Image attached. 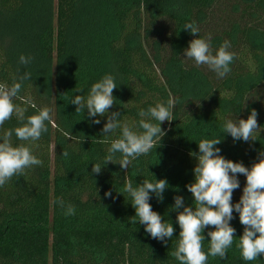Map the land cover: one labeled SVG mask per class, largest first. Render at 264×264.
<instances>
[{"label": "trees", "instance_id": "obj_1", "mask_svg": "<svg viewBox=\"0 0 264 264\" xmlns=\"http://www.w3.org/2000/svg\"><path fill=\"white\" fill-rule=\"evenodd\" d=\"M263 18L264 0H0V83L11 86L31 73L15 102L27 107L26 117L43 107L52 110L38 141L11 138L14 146L28 143L43 164L0 187V264H179L171 255L180 232L174 197L182 196L185 206L194 203L186 185L194 182L197 160L190 153L199 154V141L221 138L220 155L248 168L264 151ZM192 21L199 38L210 40L213 54L230 43L235 56L224 77L185 57L189 42L198 38L183 29ZM22 54L34 59L21 65ZM105 74L118 86L108 114L119 112L120 122L134 130L142 131L141 109L176 101L173 120L161 124L165 135L159 145L127 170L103 166L111 141L120 136L119 129L102 133L108 114L89 117L87 109L76 113L70 103L76 95L87 97ZM253 109L260 126L256 140L223 133L226 120L247 119ZM18 126L13 116L0 128V138ZM97 163L99 174L92 172ZM237 178L233 204L246 184L243 174ZM145 179L167 180L163 200L155 194L149 200L172 223L167 243L132 222L135 209L123 188L126 181L136 186ZM68 205L75 215H65ZM233 217L237 238L226 258L209 256L207 264H264V256L243 260L236 243L244 226L235 211ZM211 230L203 232L206 253Z\"/></svg>", "mask_w": 264, "mask_h": 264}, {"label": "clouds", "instance_id": "obj_2", "mask_svg": "<svg viewBox=\"0 0 264 264\" xmlns=\"http://www.w3.org/2000/svg\"><path fill=\"white\" fill-rule=\"evenodd\" d=\"M183 29L188 30L194 36H198L199 28L195 21L186 23ZM231 47L225 41L213 54L210 40L195 38L189 42L184 55L193 59L196 65H207L219 77H224L231 71L230 64L235 54L228 51ZM34 58L21 55L19 63L28 65ZM31 73L25 72L19 77V82L14 81L11 86L0 83V128L6 121L17 119L20 126L6 130L0 138V187L8 183L13 176L24 175L26 170L33 166H41L43 161L33 154L28 143L14 146L11 142L13 134L22 142H36L42 133L47 132L46 121L50 122L51 108L43 107L35 114L26 117L27 107L15 102L24 80L30 79ZM118 86L115 77L105 74L98 82L92 84L87 97L76 95L70 103L76 105V113L87 109L89 117L105 116L114 105L113 91ZM80 91V90H78ZM176 101L169 98L167 103L157 102L147 110L141 109L138 127L142 131L134 130L128 123H121L118 119L119 112L108 114L102 133L113 134L120 130V136L111 141L108 155L105 156L103 166L108 163L119 164L127 170L128 167L141 155L148 154L155 149L165 135L161 129L164 121L173 120V108ZM33 108L36 106L33 104ZM257 115L253 109L247 119H231L223 123V133L230 134L233 140H256ZM155 121V123L153 122ZM99 119L93 123L99 124ZM221 143V138L202 139L198 143L199 154L190 153L197 160L194 167V182L186 185L192 194L194 203L185 206L182 196L174 197L173 209L177 212L176 222L179 225V239L175 250L171 255L179 261V264H207L209 256L221 259L226 258L227 250L232 247L235 236V228L230 225L234 218L233 212L239 214V221L244 226L243 234L239 237L236 247L245 261H254L264 256V151L258 154V159L250 168L242 162H233L220 155L221 149L216 147ZM119 153L120 158L115 159ZM67 157L68 152L63 151ZM102 165L93 164L92 172L99 174ZM237 174L246 177V184L238 203H232L234 190L240 187ZM168 187L166 179L150 182L145 179L139 185L134 186L131 181H126L123 193L131 197V205L135 209L132 222L137 221L145 226V231L152 238L160 241L169 240L173 237L174 228L172 223L165 222L161 215L153 211L149 200L151 194H155L159 201L163 200V193ZM122 194V193H121ZM112 195L111 191L105 192L106 197ZM64 207L63 200L59 201ZM182 209V210H181ZM65 215H75V207L68 205ZM208 231L209 248L207 253L203 250L205 236Z\"/></svg>", "mask_w": 264, "mask_h": 264}, {"label": "rangeland", "instance_id": "obj_3", "mask_svg": "<svg viewBox=\"0 0 264 264\" xmlns=\"http://www.w3.org/2000/svg\"><path fill=\"white\" fill-rule=\"evenodd\" d=\"M263 22H264V18H263Z\"/></svg>", "mask_w": 264, "mask_h": 264}]
</instances>
